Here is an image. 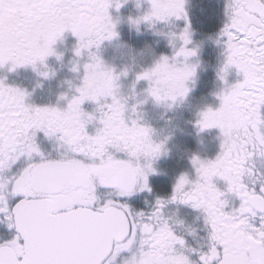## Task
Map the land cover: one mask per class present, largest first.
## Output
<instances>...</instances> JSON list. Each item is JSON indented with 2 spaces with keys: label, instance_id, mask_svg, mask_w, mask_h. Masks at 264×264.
<instances>
[{
  "label": "snow or ice",
  "instance_id": "obj_1",
  "mask_svg": "<svg viewBox=\"0 0 264 264\" xmlns=\"http://www.w3.org/2000/svg\"><path fill=\"white\" fill-rule=\"evenodd\" d=\"M112 3L120 7L119 0H0V66L43 59L47 52L32 44L41 30L54 41L70 27L79 41L77 55L98 47L116 35L108 14ZM164 4L166 15L146 14L143 20L186 18L183 0ZM226 13L220 36L227 63L218 75L224 81L235 65L243 69V82L233 86L222 117L208 111L197 122L201 129L219 128L220 151L214 159L193 156L195 179L180 175L170 196L158 198L149 212L131 210L124 198L137 185L151 190L146 156L160 146L146 141L149 127L126 121L114 70L106 77L110 87L96 94L78 87L64 110L28 105L23 90L0 81V217L17 230L0 243V264H116L123 252L129 253L123 264H264V175L251 163L254 155L264 156V0H227ZM170 35L183 42L184 55L176 51V57L195 55L186 47L187 27ZM98 60L92 54L86 73ZM137 79L147 80V91L159 101V85L147 70ZM85 101L96 104L92 112L82 109ZM94 121L98 126L89 134L86 126ZM37 131L56 141V157L41 150ZM214 178L226 183L224 191ZM228 194L239 199L231 210ZM17 197L10 207L9 199ZM176 201L202 211L204 247H188L170 225L163 209ZM193 253L198 260L190 259Z\"/></svg>",
  "mask_w": 264,
  "mask_h": 264
},
{
  "label": "rangeland",
  "instance_id": "obj_2",
  "mask_svg": "<svg viewBox=\"0 0 264 264\" xmlns=\"http://www.w3.org/2000/svg\"><path fill=\"white\" fill-rule=\"evenodd\" d=\"M219 1L183 0L186 18L182 15L179 18L172 17L167 22L140 19L139 23H133L149 11L150 0H140L139 5L137 0H119V8L115 3L108 8L116 33L114 37L101 41L98 47L81 49L78 56L76 49L74 51L71 49V54L65 49L74 44L70 36L56 38L52 43H56L61 50L65 49L62 53L65 64H53L49 61L48 68L38 74L34 72V79L44 84V81H48L44 90L55 92L58 98L65 95L70 101L73 96L78 95L76 89L82 84L86 74L84 65L90 63L92 54H95L106 67L114 70L119 76L118 90L126 104L129 103L127 101L129 92L140 93L137 101L139 106L126 107L124 115L127 122L136 119L139 124L152 129L154 141L164 142L161 154L153 159V165L158 166L161 160L168 158V154L170 159L180 160L189 151L190 146L194 148L199 146L200 136L196 132L201 129L197 123L199 112L218 113L223 107V99L217 94L219 90L243 82L242 74L238 73L241 70L235 65L229 66L224 81L218 75L227 63L225 43L217 39L221 28L227 22V0H222L224 5H219ZM208 16L215 19V28H206L208 21L202 20V17ZM185 27L188 28L191 41L186 47L195 50V55L188 57L186 62L195 65V70L192 77L184 82L186 91L183 90L182 99L159 102L148 94V84L136 85L138 80H133L134 76L131 75L134 72L148 70L154 61L162 56L168 57L169 63L173 58L184 62V57L175 56L183 42L170 33L178 35ZM177 64L182 67L180 63ZM144 66L145 68H142ZM81 107L86 112H92L96 104L85 101ZM97 126V122L94 121L86 126V130L89 134H94Z\"/></svg>",
  "mask_w": 264,
  "mask_h": 264
},
{
  "label": "flooded vegetation",
  "instance_id": "obj_3",
  "mask_svg": "<svg viewBox=\"0 0 264 264\" xmlns=\"http://www.w3.org/2000/svg\"><path fill=\"white\" fill-rule=\"evenodd\" d=\"M219 5H224L222 0L219 1ZM216 22V21H215ZM216 25L214 26V28ZM222 29V28H221ZM63 35L70 36L71 41H74L72 46L65 47L68 49V52L71 54V49H77L78 47V38L73 35V32L70 27H66L63 32L57 36L58 39L62 38ZM220 34L217 36V39L220 42H224ZM32 44L35 48L47 52L46 55H43V63L40 61L34 60L33 63L17 65L16 67L12 66L11 61L5 63L3 66H0V81L6 86L15 87L23 90L26 93L25 103L35 107H55L60 110L67 108L69 103L67 96H61L58 98V95L55 92H49L44 90L46 83H42L40 80L34 79L35 74L41 73L42 70L48 68L49 61L53 64L63 63L64 54L60 47L52 41L49 40L46 31H38L32 38ZM50 50V51H49ZM86 50V49H85ZM72 51V53H73ZM84 51V50H83ZM78 56V55H77ZM58 57V58H57ZM76 57V55H75ZM175 67L180 69V65L176 64ZM141 68V66H140ZM142 68H145L142 67ZM141 71L132 73L131 76L133 80L137 79L138 73ZM54 78V77H53ZM59 79V78H58ZM145 83L149 85V82L145 79H139L136 82V85L143 86ZM133 93V91H132ZM128 93L129 102L126 104L127 108L138 107L137 101L139 94ZM262 114H264V108L261 109ZM200 136L199 146L198 147H189V151L186 152L180 160L170 159L169 154L168 158L161 160V163L158 166H154V161L152 160L153 171L148 173V185L151 189H140L137 185L134 189L131 196L124 198V202L130 207L131 210L136 212H149L155 206V202L158 198H168L173 191L174 185L180 175H187L189 179L194 180L196 177L195 168L192 164L193 156H197L200 159H214L220 151V130L215 127L214 129L207 130L206 128L196 131ZM37 143L40 145L41 150L45 154H50L52 157H56L58 154V145L56 141L46 137L42 131H37L36 133ZM166 157V156H165ZM161 158V157H160ZM141 163H144L143 159ZM254 171L257 174L264 175V156L254 155L251 160ZM214 182L217 184V187L224 191L226 188V183L219 179L214 178ZM17 198L9 199V206H14ZM228 205L226 210H231L232 207L238 206L239 199L233 194L227 195ZM164 215L169 219L170 225L173 227L174 231L183 236L186 241V245L193 249H200L205 246L207 240L208 229L204 224L203 213L199 209H194L191 205L182 204L178 201L171 202L165 206L163 209ZM17 231L15 226L9 227L8 223L3 221L0 217V243H5L15 238ZM129 255L128 252H123L117 258L116 264H123V260ZM190 259L198 260L196 253L190 255Z\"/></svg>",
  "mask_w": 264,
  "mask_h": 264
},
{
  "label": "clouds",
  "instance_id": "obj_4",
  "mask_svg": "<svg viewBox=\"0 0 264 264\" xmlns=\"http://www.w3.org/2000/svg\"><path fill=\"white\" fill-rule=\"evenodd\" d=\"M139 3L140 0H137L138 5ZM167 11L168 10L164 4V0H152L151 8L146 14L149 16H152L154 14L163 16L167 14ZM143 17L138 18L137 20L133 21V23H136V21L143 19ZM180 47H182V45ZM177 52L179 53V50ZM41 54H43V51H41ZM179 54L184 55L183 53H179ZM188 57L191 56H184L185 58L184 62L177 61L175 58H173L171 63L163 61L160 57L159 59H156L154 61L151 67L148 68L147 70L148 79L152 80L153 82L159 85V89L157 92V94L159 95V102H166L169 100H177L183 98L184 82L192 77L193 72L195 70V65L186 62ZM33 59L43 63V60L40 58V55L33 57ZM92 63L94 67L85 74L83 78V82L79 87L90 88L93 90V94L102 93L104 90L110 87L111 81L109 79H106V77L109 76L111 68L106 67L100 58L98 61H93ZM177 63H180L182 65L180 69H177L175 67ZM143 72H145V70L142 71L141 73ZM241 72H243V69H241ZM177 74H182V78L177 79ZM233 90L234 88L233 86H231L228 88H222L217 93L223 99V107L218 113H216L217 115L221 117L224 115L227 109V99L231 97ZM147 92L149 95L153 96L156 99V96H154V94L151 91H147ZM205 113H207V111L199 112L198 115L200 121H203L205 119ZM152 135L153 132L152 129H150L146 137V141L153 146L159 145L160 148H159V152H150L146 156V164L150 166H152V160L161 154L164 143L163 141L160 142L154 141L152 139Z\"/></svg>",
  "mask_w": 264,
  "mask_h": 264
},
{
  "label": "trees",
  "instance_id": "obj_5",
  "mask_svg": "<svg viewBox=\"0 0 264 264\" xmlns=\"http://www.w3.org/2000/svg\"><path fill=\"white\" fill-rule=\"evenodd\" d=\"M202 20H207L208 21L207 26H206L207 29L214 28V26H215V21L214 20L215 19H213L211 16H208V17H205V18L202 17Z\"/></svg>",
  "mask_w": 264,
  "mask_h": 264
},
{
  "label": "water",
  "instance_id": "obj_6",
  "mask_svg": "<svg viewBox=\"0 0 264 264\" xmlns=\"http://www.w3.org/2000/svg\"><path fill=\"white\" fill-rule=\"evenodd\" d=\"M15 230H16V228H15ZM17 231V230H16Z\"/></svg>",
  "mask_w": 264,
  "mask_h": 264
}]
</instances>
